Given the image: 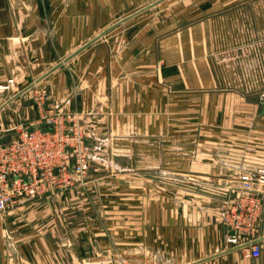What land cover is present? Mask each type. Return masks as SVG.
Listing matches in <instances>:
<instances>
[{
  "label": "crops",
  "instance_id": "0c3cea01",
  "mask_svg": "<svg viewBox=\"0 0 264 264\" xmlns=\"http://www.w3.org/2000/svg\"><path fill=\"white\" fill-rule=\"evenodd\" d=\"M251 1L41 0L30 2L31 12L23 5L16 14L12 0H0V85L29 72L27 78L23 75L21 81L27 83L20 92L7 88L0 98V141L8 142L18 125L37 122L30 97L21 99L23 89L47 86L51 104L86 114L90 134L102 137L107 150L136 158L135 166L147 171L146 187L169 189L170 177L178 181L190 177L193 185L216 191L235 186L243 174L264 166V145L262 150L245 147L259 137L264 144V115L254 99L227 89L214 50L219 24ZM138 7L143 8L98 35L111 21L112 11ZM74 50L78 51L69 53ZM63 57L65 63L57 62ZM32 59L27 67L26 60ZM159 197L169 200V193ZM67 198L57 193L23 200L7 217L0 215V264H110L106 251H115L116 239L109 244L95 239V247L89 223L74 230L70 218L57 227L53 212L62 213L64 208L68 214L69 207L62 203ZM181 218L177 251L193 250L182 253L191 264H264V245L257 259L228 249V231L218 217L216 224L202 226L206 228L198 234L187 227L184 215ZM15 224L23 230L21 242L17 249H8L5 227ZM117 228V244H122L121 222ZM138 228L133 226L129 233H138ZM146 228L154 234V225ZM159 228L157 233L163 235L169 230ZM259 233L264 238V225ZM13 250L18 255L10 258ZM63 250L105 254L96 260L58 257Z\"/></svg>",
  "mask_w": 264,
  "mask_h": 264
},
{
  "label": "rangeland",
  "instance_id": "374dc122",
  "mask_svg": "<svg viewBox=\"0 0 264 264\" xmlns=\"http://www.w3.org/2000/svg\"><path fill=\"white\" fill-rule=\"evenodd\" d=\"M12 1L13 8L15 7L13 12H16L17 14L19 6L22 7L24 5V7L31 12L32 7L30 2L41 0ZM144 4H150V2ZM141 8L143 7L131 10L112 11L113 17L111 21L99 31L98 35L102 34L127 16L138 12ZM107 20H109V17ZM242 20H244V22H241ZM218 28L214 51L219 59V70L227 89L241 94L242 96L254 99L259 106L264 105V98H262L264 89L253 91V93L238 91L234 85V83L237 82L226 67V63H220L222 55L230 53L234 48L256 49L257 44L260 43V49L264 50V0H253L247 5V8L243 10H233L227 17H225V20L219 24ZM107 36L108 33L99 37L97 41L105 39ZM83 49L85 48L83 47ZM77 51L78 50H74L69 53H76ZM251 55H259L260 66L264 68V53H251ZM64 59V57L60 58L57 62L65 63ZM32 62L33 59L26 60V66L29 67ZM53 72L54 71L51 73ZM23 75L27 78L29 72H26ZM23 75H18L16 77L13 76L12 79L7 81V85H0V98L2 97L3 99L6 95L5 93H8L7 91L10 89L12 92H15L14 90L20 92L21 85L27 83L25 80L21 81ZM35 86L40 88L39 85L33 84L30 89H23L24 94L21 95L23 101H27L30 97L33 102L32 95ZM4 87L10 89H2ZM42 89H45L50 96V105L51 95L48 87L43 86ZM5 100L6 98L4 101ZM50 106L67 112L57 104H51ZM68 113L83 114L87 120V115L80 111ZM87 124L88 123L86 122L89 135H86V144L89 148L92 160L91 173L88 179L81 184L83 186H79L63 193H58L69 197L66 202L64 201L62 203L64 206L69 207L70 212L67 214L64 208L62 213L53 212V215L55 217L57 216V220L59 221L57 227H59V225L63 226L67 221L69 222L70 218H72V224L69 225V227H74V230H77V225L83 226L86 222L89 223L90 226L88 225L89 227L87 226V228H89L91 233L93 232L92 236L90 233V240L92 237L91 241L94 243L95 247H97L95 239L101 240V243L106 241L107 244L116 239L115 251H113L114 249L106 251V256L110 255L109 258L106 259V262H110V264H147V262L148 264H191L192 260H188L190 257H186V255H182V253H192L193 250L185 252L181 251V253L177 251L179 248V233L177 232V228L178 224L183 221L181 217L183 215L185 216L187 227L196 231V234L200 232L199 229H204L208 227V225L216 224L214 223V220L217 219L216 217L220 219L219 212L227 201L228 195L234 191L237 184L235 186L223 187V190L218 187L220 190L217 189V192L215 187L193 185V179L190 177L188 180L183 179L180 181L170 177L169 189L167 186L162 187L156 184L153 185V187H146L144 178L145 176L147 177V171L144 168H140V166L139 168L135 166L136 158L133 160V157L128 153L115 154L110 152L109 149L107 150L103 144L105 143V140H103L102 137L91 135ZM22 126L29 128L27 125ZM109 142L112 144L113 139L109 140ZM263 145L264 144L259 137V139H255L254 142L248 143L247 141L245 147L248 149L256 148L262 150ZM120 157H122V164H120ZM130 160H133V162H130ZM141 160H144L143 157L138 159V162ZM140 178L141 180H139ZM120 181H122V183H120ZM164 192L169 193V200H161V197H159ZM183 197L184 199H181ZM202 197H205L206 199ZM151 198L154 199L151 200ZM120 207L122 210L119 209ZM60 208L61 207H57V210H60ZM119 212H121V219L119 218ZM7 216L8 214L6 213L5 217ZM65 217H67L66 220L64 219ZM118 222H121L122 224V244H117L119 235V227L117 228ZM135 225L139 226V232L136 234L129 233L130 228H133ZM147 225H154V234H148L149 230L147 231ZM22 226H24L23 223ZM161 226L169 229L164 232V235L161 234V232L157 233L156 231V227H160L159 229H161ZM27 227L29 226L27 225ZM84 227L82 229H84ZM17 228L18 224L12 227L8 226V228L5 227V242L7 243L8 249H17L15 248L16 245L21 242L19 234H21V231L23 232V230L19 231ZM29 237L31 238L30 240L33 239L31 235H27V238ZM146 239L150 240V242L142 244ZM129 242L132 243L131 247H129ZM134 243L138 245H135ZM180 246L181 248L183 247V237L182 240H180ZM119 247L121 250L118 249ZM191 248L193 249V247ZM228 249L232 248L228 247ZM77 251L63 250L59 251L57 256L63 258L69 257L71 259V257L76 258L81 255L85 259L96 260V256L102 255L101 257L103 259V254H105L103 253V250H88L87 253H85L86 251ZM12 252L15 253H11L9 255L10 258H14L18 255L17 250H13ZM30 254L34 256L33 251H31ZM72 254H74V256ZM81 256L80 258H82Z\"/></svg>",
  "mask_w": 264,
  "mask_h": 264
},
{
  "label": "built area",
  "instance_id": "2783aa9c",
  "mask_svg": "<svg viewBox=\"0 0 264 264\" xmlns=\"http://www.w3.org/2000/svg\"><path fill=\"white\" fill-rule=\"evenodd\" d=\"M251 53H264L260 43L256 49L234 48L220 58L238 91L264 89V68L259 55ZM49 97L45 89L35 86L32 100L37 122L29 128L15 127L8 143L0 141V215L23 200H42L83 186L90 176L85 116L50 106ZM235 187L219 212L228 231L225 241L228 247L242 250L245 257L257 259L264 245L259 233L264 225V166L243 174Z\"/></svg>",
  "mask_w": 264,
  "mask_h": 264
},
{
  "label": "water",
  "instance_id": "95a60500",
  "mask_svg": "<svg viewBox=\"0 0 264 264\" xmlns=\"http://www.w3.org/2000/svg\"><path fill=\"white\" fill-rule=\"evenodd\" d=\"M261 114L264 115V105H261Z\"/></svg>",
  "mask_w": 264,
  "mask_h": 264
}]
</instances>
